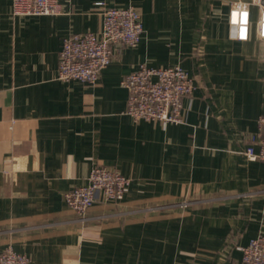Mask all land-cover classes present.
Listing matches in <instances>:
<instances>
[{
	"label": "crops",
	"instance_id": "1",
	"mask_svg": "<svg viewBox=\"0 0 264 264\" xmlns=\"http://www.w3.org/2000/svg\"><path fill=\"white\" fill-rule=\"evenodd\" d=\"M135 7L144 35L98 83L58 80L71 34L102 29L97 3ZM235 2L250 4L248 41L229 37ZM59 16H13L0 0V254L31 264H240L264 237V162L244 152L264 116V43L252 0H60ZM180 65L195 89L186 123L135 122L123 78ZM131 184L81 222L66 194L92 168ZM188 202L187 207L182 204Z\"/></svg>",
	"mask_w": 264,
	"mask_h": 264
},
{
	"label": "built area",
	"instance_id": "2",
	"mask_svg": "<svg viewBox=\"0 0 264 264\" xmlns=\"http://www.w3.org/2000/svg\"><path fill=\"white\" fill-rule=\"evenodd\" d=\"M13 16H59L60 0H12ZM258 8V31L264 43V0H252ZM102 20L101 32L71 34L63 40L59 54L58 80L80 81L94 85L102 72L125 49L137 48L144 35L142 14L135 7H108L96 4ZM229 37L234 41H248L251 28L250 4L235 2L229 13ZM121 85L129 93L126 114L135 122H156L164 125L186 123L183 102L194 89L193 79L180 66L150 67L142 64L125 78ZM249 161L264 162V116L258 120V131L244 152ZM131 181L118 170L96 165L88 177V184L66 194L68 207L81 222L95 202L119 203L124 200ZM188 202L182 204L187 207ZM240 264H264V237L260 236L241 248ZM0 264H31V260L9 247L0 254Z\"/></svg>",
	"mask_w": 264,
	"mask_h": 264
}]
</instances>
